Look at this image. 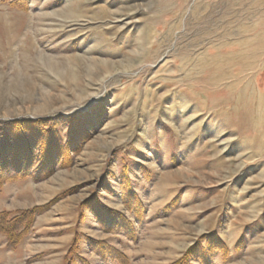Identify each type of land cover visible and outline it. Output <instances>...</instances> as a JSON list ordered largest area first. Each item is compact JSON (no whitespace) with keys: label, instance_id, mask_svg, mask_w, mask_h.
Segmentation results:
<instances>
[{"label":"rangeland","instance_id":"rangeland-1","mask_svg":"<svg viewBox=\"0 0 264 264\" xmlns=\"http://www.w3.org/2000/svg\"><path fill=\"white\" fill-rule=\"evenodd\" d=\"M88 112L70 164L0 186L37 213L0 264L74 238L77 264H171L209 233L213 264H264V0H0V122Z\"/></svg>","mask_w":264,"mask_h":264},{"label":"trees","instance_id":"trees-1","mask_svg":"<svg viewBox=\"0 0 264 264\" xmlns=\"http://www.w3.org/2000/svg\"><path fill=\"white\" fill-rule=\"evenodd\" d=\"M72 115L58 119L17 118L0 122V186L27 177L44 179L57 167L70 164L72 154L79 151L89 137L86 127L93 120L89 119V112L76 117ZM100 115L96 113L94 119L97 122ZM56 120H61L59 123L63 128L57 127ZM130 208L135 209L134 206ZM36 214L33 208L13 213L0 211V233L6 237L8 245L15 246L25 238ZM203 239L206 241L204 251L199 249L203 248L200 244L193 245L171 264H213L210 256L225 254L226 247L216 234L209 233ZM73 240L65 264H77L74 257L77 256L78 240Z\"/></svg>","mask_w":264,"mask_h":264}]
</instances>
